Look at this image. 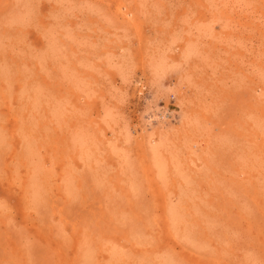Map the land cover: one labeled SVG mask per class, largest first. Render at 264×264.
<instances>
[{
	"label": "rangeland",
	"instance_id": "obj_1",
	"mask_svg": "<svg viewBox=\"0 0 264 264\" xmlns=\"http://www.w3.org/2000/svg\"><path fill=\"white\" fill-rule=\"evenodd\" d=\"M0 264H264V0H0Z\"/></svg>",
	"mask_w": 264,
	"mask_h": 264
},
{
	"label": "bare ground",
	"instance_id": "obj_2",
	"mask_svg": "<svg viewBox=\"0 0 264 264\" xmlns=\"http://www.w3.org/2000/svg\"><path fill=\"white\" fill-rule=\"evenodd\" d=\"M129 16H131V14H129ZM126 49V48H125ZM181 58V57H180ZM146 69V68H145ZM160 73V72H159ZM160 78H157V82L158 83H160ZM158 118V117H157ZM187 119V118H186ZM165 146V141L164 140H162V139H160L159 140V142H158V144H157V146H156V148L155 149H153V154H154V157L157 159V168H158V171H159V173H160V175H163V176H165L166 175V165L164 164V158H163V156H162V154H161V150H160V148L162 149L163 147ZM176 163V162H175ZM181 163V162H180ZM148 173V172H147ZM150 182V181H149Z\"/></svg>",
	"mask_w": 264,
	"mask_h": 264
}]
</instances>
